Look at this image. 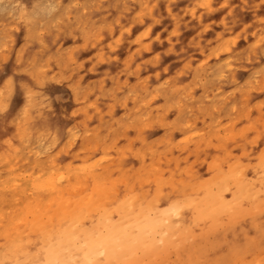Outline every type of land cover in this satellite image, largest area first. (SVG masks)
Returning <instances> with one entry per match:
<instances>
[{"label":"rangeland","instance_id":"rangeland-1","mask_svg":"<svg viewBox=\"0 0 264 264\" xmlns=\"http://www.w3.org/2000/svg\"><path fill=\"white\" fill-rule=\"evenodd\" d=\"M55 1L63 8L38 20L29 36L14 10L0 14V107L11 103L0 120V152L22 150L0 162V175L25 180L54 157L63 175L68 164L97 163L100 191L113 206L139 192L160 193L190 199V219L194 206L204 210L220 199L208 225L181 245L190 263L264 264V176L256 175L264 165V0ZM41 85L62 86L61 103L69 85L78 100L58 114L34 97ZM62 116L75 136L65 131ZM172 121L176 127L167 125ZM186 133L209 142L178 158L173 144ZM39 135L42 143L35 141ZM138 141L156 154L158 187L153 177L147 183L122 178L120 155ZM231 167L240 168L227 177ZM92 186L81 176L60 198L83 203ZM36 194L46 199L48 213L22 215L14 203L6 209L22 216L17 227L27 248L35 247L33 237L73 216L70 205L60 211L59 198ZM32 199L26 191L15 201ZM223 235L229 238L219 241ZM175 250L168 261L178 256Z\"/></svg>","mask_w":264,"mask_h":264},{"label":"bare ground","instance_id":"bare-ground-1","mask_svg":"<svg viewBox=\"0 0 264 264\" xmlns=\"http://www.w3.org/2000/svg\"><path fill=\"white\" fill-rule=\"evenodd\" d=\"M58 6L63 8V4L55 0H0V14L14 10L21 21L28 26L27 35L29 36V34L32 35L35 23L40 19L53 17V13H56L55 8ZM145 32L147 31H143L136 38ZM148 45L145 43L144 47ZM214 55L216 56L217 53ZM18 83H16L17 86H19ZM62 88V86L58 88L41 85L34 91V97L39 99V103L47 100L59 114L65 108L74 106L79 96L78 91L68 85L66 88L68 99L61 103ZM167 101L168 98L164 96V102ZM7 103H1L0 120L7 116L11 107V103ZM24 114V120L27 118L30 122L27 111ZM43 116L44 113L42 116L40 113L37 118L43 120L41 119ZM62 120L65 131L75 136L76 131L68 126L66 117L62 116ZM167 125L176 127L174 121ZM195 134L198 136L197 133ZM30 138L31 136L25 141H31ZM42 140L41 135L35 138L37 143H42ZM207 142L209 141L201 139L198 142L194 141L192 134H181L173 144V154H176L178 158H183L182 156L186 158L194 146ZM20 154L22 150L19 148H14L12 154L0 152V162L11 161L18 158ZM155 157L156 154L152 149L144 150L138 141L132 149L120 155L122 178L132 180L134 183H147L153 177L155 186L158 187L161 175L154 174L157 169L151 163ZM102 158L103 155L98 160ZM13 166L14 164L9 165L10 170ZM63 166L58 165L56 159L51 157L46 168L32 173L28 179L24 180L20 174L13 172L0 175V264H101V262L103 264H191L189 250L185 245L184 247L181 245L183 241H187L189 234L197 233L200 227L208 225L209 214H214L213 206H218L214 204L221 202L220 199L214 200L213 206L206 207L204 210L194 206L192 210L195 214L193 213L190 219L185 215V208L191 204L190 199L179 201L168 196L162 197L160 193L149 195L139 192L127 196L120 205L113 206L107 192L100 191L103 175L101 171H98L97 163L68 164L67 175H63L65 172ZM238 168L240 167H231L230 173L226 176L234 177V170ZM256 175L264 176V165L256 168ZM81 176L89 177L93 182L92 191L85 201L83 203L63 201L60 198L61 192L65 188L78 185ZM247 176L246 173L245 178ZM26 191H31L34 199L25 202L15 201ZM36 192H47L59 198L60 211L66 206H72L73 216L57 228L52 227L43 231L37 239L33 237L31 241L35 247L27 248L28 239L21 236L17 227L22 216L14 218L6 212V209L14 203L21 208L22 215L48 213L46 199L38 196ZM250 198L255 202L254 206L262 203L254 197L253 193L250 194ZM235 237L238 243V236ZM228 238V235H223L219 241ZM175 248V251L179 253L178 256L168 261V253ZM23 250L25 256L20 255ZM101 252L103 255H99ZM216 258L223 259L219 255Z\"/></svg>","mask_w":264,"mask_h":264},{"label":"snow or ice","instance_id":"snow-or-ice-1","mask_svg":"<svg viewBox=\"0 0 264 264\" xmlns=\"http://www.w3.org/2000/svg\"><path fill=\"white\" fill-rule=\"evenodd\" d=\"M21 87L24 88L26 92H30V89H28L27 85L22 84ZM99 255H103V253L101 252ZM101 264H103V262H101Z\"/></svg>","mask_w":264,"mask_h":264}]
</instances>
